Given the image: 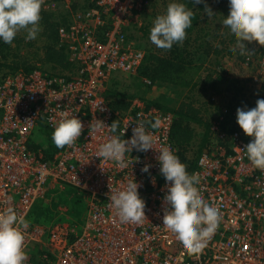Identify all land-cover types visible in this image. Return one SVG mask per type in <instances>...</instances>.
Instances as JSON below:
<instances>
[{"label": "built area", "instance_id": "1", "mask_svg": "<svg viewBox=\"0 0 264 264\" xmlns=\"http://www.w3.org/2000/svg\"><path fill=\"white\" fill-rule=\"evenodd\" d=\"M153 2L92 0L85 9L75 10L71 0H43L42 11L69 13L66 26L58 27L59 47L65 48L76 69L60 74L34 69L26 75L0 71V212L13 207L30 221L24 251L37 246V260L28 257L25 264H264V171L254 168L244 152L252 138L236 123L240 106L232 107L231 131L219 127L220 119L212 122L208 142L196 148L188 176L199 180L201 197L219 209L221 219L205 247L190 254L162 227L167 187L156 157L161 146H170L177 155L171 140L173 114L136 98L123 112L110 105L109 86L120 75L137 78L148 87L154 84L140 75L145 51L130 35L141 28L140 17ZM242 64L250 70L249 85L261 90L264 52L247 54ZM65 114L75 115L83 124L76 142L51 158L31 150L37 129L53 131ZM156 117L160 126L149 128L154 149L126 153V167L95 156L111 133L107 128L92 132L91 122L101 120L110 126L117 121L121 139L129 140L136 124L154 122ZM189 151L188 163L193 160ZM145 165H150L147 173L141 171ZM132 177L141 185L145 218L139 224H122L108 194L122 190ZM49 184L72 189L84 202L80 229L63 222L43 227L30 219Z\"/></svg>", "mask_w": 264, "mask_h": 264}, {"label": "clouds", "instance_id": "2", "mask_svg": "<svg viewBox=\"0 0 264 264\" xmlns=\"http://www.w3.org/2000/svg\"><path fill=\"white\" fill-rule=\"evenodd\" d=\"M42 2L0 0V42L12 44L21 30L26 33V41L36 39L41 31L39 22ZM194 3L200 4L203 0H194ZM227 5L228 17L221 24V29L235 39L240 55L251 54L245 41H255L264 46V0H227ZM205 12L213 16L209 9L205 8ZM193 15V11L184 3L171 0L166 11L152 21L150 42L164 50L182 43L186 30L192 26ZM236 123L246 136L252 138L244 150L248 160L254 168L264 171V99H258L254 108H238ZM160 124L159 117L154 118V122L141 120L133 127L132 137L125 140L121 139L117 121L106 126L103 121L95 120L89 126L92 132L107 128L111 133L95 156L105 161H114L117 167L124 168L127 166L124 159L126 153H131L133 149L139 152L154 149V133L149 128L155 130ZM82 131L81 120L75 115L68 117L65 114L55 124L51 139L57 148H64L73 145ZM157 152L159 172L167 187V194L163 197L162 227L188 253H199L219 226V209L201 197L198 191L199 180L186 175L185 168L170 146H161ZM149 167L145 165L141 171L147 173ZM140 186L132 177L122 190L110 191L108 194L110 206L115 209L120 223L143 222L146 205L138 192ZM29 227L30 221L18 215L13 207L0 212V264H25L27 255L24 251V233Z\"/></svg>", "mask_w": 264, "mask_h": 264}, {"label": "trees", "instance_id": "3", "mask_svg": "<svg viewBox=\"0 0 264 264\" xmlns=\"http://www.w3.org/2000/svg\"><path fill=\"white\" fill-rule=\"evenodd\" d=\"M165 2H167V0H163L162 3ZM179 2L184 3L187 8L193 11L194 14L192 18V26L186 30V37L184 41L179 44H174L170 50L163 49L165 52L162 56L155 54L147 46L145 49V60L140 70V75L148 78L154 84L171 83L175 86L179 85L180 87L188 88L191 87V84L189 83L190 80H185L186 70L198 69V66L194 65V60L199 61L201 58L200 55L194 58L195 54L190 55V52L192 49L195 51L197 49L199 52L202 51L200 44L196 46L192 44L199 41V39H204L200 33L201 31H204L205 28L211 27L209 24L218 25L222 22V18L220 16H223L228 12V5L227 0H203V3L200 4H195L194 0H179ZM154 3H157V1ZM166 8L167 5L164 8V12L166 11ZM205 8L209 9L213 16H209L205 12ZM164 12H162V14ZM40 15L41 20L39 22V26L41 31L38 33L36 40L26 41V33L21 30L20 33H23V35L17 34L12 44H4L0 42V57L2 59V62L0 63V71H7L9 73L22 71L26 75L34 69H40V66L43 69L45 68V71L46 68L48 69V71H46L47 74H60L64 72L70 73L76 69L75 65L68 61L65 48L59 47L58 27L61 25L66 26L67 15L61 16L60 14L57 15V13L42 10ZM198 27H200V29H198ZM142 29L143 34L147 33L145 28H140V30ZM197 33L199 34L197 35ZM188 34H193L194 38L191 39ZM205 34L208 35L209 33ZM225 34L226 33H224L223 36H227V41L235 42L234 38ZM212 38H215V35ZM38 41H40L41 44L39 47L36 46V42ZM189 42H192L191 45H189ZM224 42V40L219 41L215 46L208 42L205 43L204 48L206 49H203L205 56L210 57V55H217L222 51H225L228 56L234 55L237 61H244V57L247 54L240 55L239 49L238 51H232L226 47L223 48ZM187 45L192 49H190V47L188 48ZM30 49H34V51H31ZM247 50L251 53L250 56L252 57L256 54L254 50ZM261 50L264 51L263 48ZM190 56L192 57L190 58ZM215 77L216 79H219V84L221 82H228V84H224V90L218 88L216 91H210L207 100L204 102H198L199 106L202 107L195 108L193 106V103H195L196 100L192 99V94L191 96L189 95L184 98V100H190V102L183 101L176 110H171L169 108L159 106L158 104H153L164 111L173 113L174 121L171 129V140L177 148V155L180 159L181 165L185 168L186 175H188L194 167L196 154L199 150L198 148L193 152V160H190L188 163V150L191 146H193V141L196 138V134H198L194 130L193 125L204 128L200 139L201 147L204 143L208 142L212 122L219 121L220 119L219 127L224 131H231L234 112L232 111V107L234 109V105H236L241 108L244 103L250 99L249 105L251 100H255L254 104L251 105V108H254L256 106V101L261 99L263 96L261 95V97L250 98V96L246 95L247 92H249L247 91V87L249 86L248 83H250V79L248 77L246 79L242 77L240 80L228 79L230 77L223 71L216 72ZM112 85L113 84L109 86L108 90V98L110 99L112 109L116 112L126 111L130 106L131 97L125 93H117L113 89ZM229 91L233 92V95L231 97L225 96L227 98L225 101V97L222 96V93ZM223 108H227L229 112L223 113ZM52 132L53 131L43 127H41V129H37L30 140V149L33 151H41L46 158H51L54 153L61 149L57 148L53 144L51 139Z\"/></svg>", "mask_w": 264, "mask_h": 264}, {"label": "rangeland", "instance_id": "4", "mask_svg": "<svg viewBox=\"0 0 264 264\" xmlns=\"http://www.w3.org/2000/svg\"><path fill=\"white\" fill-rule=\"evenodd\" d=\"M72 1V8L75 10H83L86 7L89 6L90 2L92 0H71ZM155 1H157V3H154ZM171 0H167V2L162 3L163 0H154V2L152 3V5L148 6V8L144 11V13H142L141 17H140V22H141V28H145L146 32L145 34H143V29L140 30L138 28H135L131 31V38L134 39V41L136 43H138L139 47L141 49H143L145 51L146 47L148 46L150 48V50H152L155 54H158L160 56H162L164 54L165 51H163V49H160L158 47H156L154 44H152L149 40V35H150V29L152 27V21L158 16L162 14V11L164 12V8L166 5H168L170 3ZM160 4L162 5L160 10H156V5ZM163 9V10H162ZM55 13L60 14L61 16H68L67 11L64 9H59L56 10ZM157 14V15H156ZM154 15V16H153ZM222 18V23L224 22V19H227L228 17V12L226 14H224L223 16H220ZM219 23L218 27L221 29V24ZM209 26H211L209 24ZM209 31H211L209 29ZM223 33H226L225 31H223ZM17 34L19 35H23V33L21 34L20 32H18ZM196 34V33H194ZM36 40V39H35ZM32 41V40H30ZM244 43H246L247 45L246 48L247 49H251L254 50L255 53L258 51L264 52L261 49H264V46L259 45L257 42L253 41L251 43L245 41ZM40 41L36 42V46L39 47ZM230 47V45H229ZM228 47V48H229ZM196 48V47H195ZM224 48V47H223ZM190 49H192L190 47ZM203 49V48H201ZM31 51H34V49H30ZM223 53H226L225 51H223ZM191 54H195L194 58L199 56L201 54V52H199V50L196 49V51L194 49L191 50L190 55ZM192 56H190L191 58ZM193 58V59H194ZM212 58V57H211ZM224 60V59H223ZM216 60L214 58L212 59H207V62H203V60L197 61L194 60V65L198 66V69H190V70H186V75H185V80L189 81L190 80V84L191 87L185 88V87H180L179 85H173L171 83H164V84H153L152 87H148L146 85L143 84V82L137 78H126L123 76H119L116 77L114 82H111V84H113V89L118 93H125L128 96H130L133 99H140L142 100L144 103L148 104V105H152V104H158L159 106L162 107H166L169 108L171 110H176L183 101L185 102H190V100H184V98L186 96H193V100L195 99L196 102L193 103V106L195 108L198 107H202L199 106L198 102H204L205 100H207V98L209 97L210 91H216V89H223L224 88V84H228V82L224 83L221 82L219 84V79H216V72L221 71L222 69H225L226 71H228V75L232 76L228 79H242L243 78H247L250 75V70L247 69L246 66H244L240 61H237L235 59V61H229V60ZM228 62V63H227ZM193 65V63H192ZM38 67V66H37ZM41 69H43L40 66ZM43 71H45V68L43 69ZM46 71H48V69L46 68ZM45 71V72H46ZM53 72V71H52ZM182 78H183V74H182ZM179 81V79H178ZM218 83V84H217ZM249 85V83H248ZM250 86V85H249ZM247 87V94L248 96L251 97H261V95H263L262 97L264 98V91L263 88L261 90H253L251 89L252 87ZM215 89V90H212ZM255 89V88H254ZM207 90V91H206ZM224 90V89H223ZM233 92L229 91V92H223L222 96H226V97H231L233 94ZM263 93V94H262ZM132 94V96H131ZM260 94V95H259ZM250 100H248L249 103ZM255 102V100H251L250 105L249 104H244L243 108H248L251 109V105H253ZM172 113V112H171ZM173 114V113H172ZM194 130L196 131V138L193 141V148L189 149L190 151V155L194 154L193 152L196 151V148L198 146V144L200 143V139L202 137L201 134H203V130L204 128L201 126H196L193 125ZM189 156V155H187ZM62 192H64V195H60V200H62L63 202L66 201V199H72L73 200V204H77V196L73 193L70 194V192L68 190H61ZM54 194V193H52ZM51 194V195H52ZM50 195V196H51ZM45 201V203L47 204V206L42 207V203ZM62 201L60 207L61 208H68L66 207L67 205H65ZM68 204V203H66ZM59 206L58 203V198L56 196L54 197H50L47 198L45 197L44 199H40L36 202V204L34 205L33 209H32V215L37 217V220L40 219L39 218V214L40 216L43 218L45 217V221H49L51 219H55V220H64V217H59V216H52L49 218V216L52 213L53 209H56ZM78 208V207H77ZM82 220L81 218H79L80 224L75 223V226L80 229V226L82 224ZM37 247V246H36ZM36 247H28L25 250V253L27 255V258L30 257L31 261H36L37 259L34 256V252Z\"/></svg>", "mask_w": 264, "mask_h": 264}, {"label": "crops", "instance_id": "5", "mask_svg": "<svg viewBox=\"0 0 264 264\" xmlns=\"http://www.w3.org/2000/svg\"><path fill=\"white\" fill-rule=\"evenodd\" d=\"M161 6L162 5L157 4L156 5V10H160ZM218 26L219 25L211 24V27L205 28V30L204 31H201V33H200V35L203 36L204 39H199V41L194 42L192 45L196 46V45L200 44V46L203 49H206V48H204L205 47V43L208 42L211 45H214L215 46V45H217V43L219 41H223L224 40L225 42H224L223 47L228 48L229 45H230V47L228 49H230L232 51H238V48L236 47V41L235 42L227 41L226 40V37L227 36H223V34H224L223 31L224 30L220 29ZM200 27H198V29H200ZM209 29L211 31H209ZM205 33H209V34L207 35ZM198 34L199 33H197V35ZM214 35H215V38H212V37H214ZM216 35H218V36H216ZM225 35H227V33ZM188 36L191 39L194 38L193 34L192 35H189L188 34ZM191 39H190V41H191ZM205 41H207V42H205ZM191 43L192 42H189V45H191ZM245 45H247V44L245 43ZM187 47L189 48L190 46L187 45ZM221 48H222V46H221ZM203 49H202L201 54H200V57H201L200 60H203V62H207V59H212V58H214L216 60H220V61L224 59L226 61L229 60V61H233V62L236 59L234 55L228 56V54L227 53H223V51L220 54L210 55V57L209 56L207 57V56H205V54H204L205 52L203 51ZM221 71H223L226 74H228V71H226L225 69H222ZM228 76H230V75H228ZM230 77H232V76H230ZM131 96H132V94H131ZM63 189L64 190H68L70 192V194L71 193L75 194L73 192V190L70 189V188L60 187V186L55 185V184H49L48 187H47V189H46L45 197L50 198V197L56 196L58 198V203H59V206L56 209H53L52 210V213L53 214H51L49 216V218L54 215V216L64 217V220L60 221V220L51 219L49 221H45V217L42 218L40 216V214H39V218L40 219L37 220V217L33 216L32 215V212H31L30 219L32 218V220H33L34 223H37V225H41L43 227H50L51 225H54L56 223H61V222H63V223H69V224H73V225H75V223L80 224L79 218L84 219V216H85V205H84V202H82L79 198H77V204L76 203L73 204V200L72 199H66V201L63 202L62 200H60V197H59L60 195L61 196L64 195V192L61 191ZM52 193H54V194H52ZM60 201H62L65 205H67L66 207H68V208H66V209L61 208L60 207V205H61V202ZM66 203H68V204H66ZM44 206H47V204L45 203V201L42 203V207H44Z\"/></svg>", "mask_w": 264, "mask_h": 264}]
</instances>
